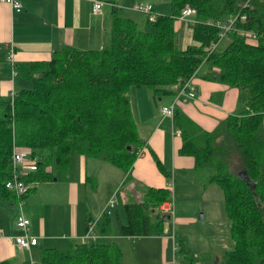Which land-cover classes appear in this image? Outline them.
Segmentation results:
<instances>
[{
    "label": "trees",
    "instance_id": "obj_1",
    "mask_svg": "<svg viewBox=\"0 0 264 264\" xmlns=\"http://www.w3.org/2000/svg\"><path fill=\"white\" fill-rule=\"evenodd\" d=\"M170 3L172 14H158L153 21L146 17L152 29L140 27L136 18L114 6L111 42L102 48L65 45L47 60H15L14 77L31 85L18 87L13 100L9 92L0 94V200L16 199L4 186L14 146L27 148L35 159L34 168L22 176L33 184H28L29 191L36 182L53 178L50 165L67 168L73 150L129 171L142 145L131 87L151 86L162 94L178 84L179 77L202 75L237 86L246 107L212 130L175 107L174 123L183 138L180 152L193 155L196 165L208 170L210 181L223 189L234 245L219 263L264 264V0ZM186 6L196 8L195 42L181 48L174 24ZM235 15L225 34L228 44L212 48L222 31L217 21L229 22ZM251 30L257 32L258 43L246 34ZM235 153L248 177L229 169ZM169 198L167 188H148L142 202L127 203L128 221L121 223V233H163L159 205ZM112 228L110 215L103 213L97 232L110 235ZM180 255L195 264L204 254L178 240L175 257ZM122 256L116 241L99 237L65 250L46 247L39 252L41 264H121Z\"/></svg>",
    "mask_w": 264,
    "mask_h": 264
},
{
    "label": "crops",
    "instance_id": "obj_2",
    "mask_svg": "<svg viewBox=\"0 0 264 264\" xmlns=\"http://www.w3.org/2000/svg\"><path fill=\"white\" fill-rule=\"evenodd\" d=\"M95 1L21 0V10H15L10 4L0 1V94L5 95L11 89H17L15 80L18 79L11 77L6 57L10 44L15 50V60H47L54 51L65 45L98 49L109 44L114 6L119 7L124 16L135 18L138 15L142 28L152 29L147 25V15L135 8L137 1L153 3L158 14H172L170 1L166 2L170 5V11L166 9V3L159 6L156 0H103L101 10L94 11ZM140 14L144 23L141 22ZM190 17L194 19L196 15ZM174 25L179 47L185 48L192 44L189 40L194 30L192 21L176 17ZM180 35L183 43L178 38ZM228 42L223 38L220 47L226 46ZM194 83L198 89L197 96L183 99L175 107H180L204 129H214L228 115L246 107L237 86L202 75H196ZM143 86L130 89L141 146L145 148L143 154L135 159L132 168L125 171L105 159L86 156L76 150L70 153L67 168L50 165L53 178L36 182L33 190L23 198V212L30 220L29 233L37 237L36 244L27 248L10 239V236L22 232L16 224L19 214L17 199L0 200V260H6L9 264H41L39 252L43 248L65 250L82 240H88L85 238L88 222L93 218L97 220L105 212L111 217L112 234L101 236L96 233L97 236L91 239L99 237L116 241L122 251L125 239L155 238L163 243L165 250L172 241L175 255L178 240L187 245L189 241L185 234L181 233L179 237L177 225L184 229L189 224L202 232L209 231L208 222L214 224L213 228L217 227L222 202L226 209L223 189L217 182L210 181L208 170L198 167L193 155L180 152L183 144L181 131L176 128L173 117L162 112L163 105L174 102L177 94L175 86L162 94H156L155 89L149 90ZM239 170L242 173L243 167ZM28 184L30 187L33 185ZM101 185L104 190L102 196L99 191ZM148 188H167L169 199L174 201L172 213L162 210V205L169 199L159 205V211L165 216L163 233L123 235L120 232L121 223L128 221L126 204L142 202ZM112 199H116L113 205L110 203ZM120 203L124 205L123 211ZM215 204L218 205L217 209ZM114 218L119 221L120 231L115 228ZM65 245L67 247H63ZM147 251L152 254L151 250ZM207 252L203 251L202 254Z\"/></svg>",
    "mask_w": 264,
    "mask_h": 264
},
{
    "label": "built area",
    "instance_id": "obj_3",
    "mask_svg": "<svg viewBox=\"0 0 264 264\" xmlns=\"http://www.w3.org/2000/svg\"><path fill=\"white\" fill-rule=\"evenodd\" d=\"M1 2H6L11 5L15 10H21L22 3L21 0H0ZM103 0H96L94 3V11H100L102 7ZM136 9L144 12L149 20L153 21L157 18L158 12L155 9V6L152 3H138L135 6ZM196 14V8L193 6H186L179 17L184 19H190L193 23L196 22V18L190 17L191 15ZM239 15V14H238ZM238 15H235L229 19V22L222 23L221 21H217V24L222 27V31L219 34V39L213 43L212 48H215L223 38H225V34L232 28V24L236 21ZM242 17H246V14H243ZM248 37L251 42L258 43L259 37L257 32L255 31H247ZM14 47L10 44L8 46L7 60L11 64V77L13 78L17 70L15 68V53ZM194 75L184 78H178V84L181 85V89L176 94L175 100L171 104H165L162 106V112L165 115H169L171 117L174 116L176 103L182 101L183 99H191L197 96L196 86L194 83ZM10 98L13 100L15 95V90L11 89L9 91ZM145 148L143 146L139 147L138 155L143 154ZM11 170L10 176L4 181V186L11 192H13L17 199V205L19 207V214L16 218L17 226L22 230V232L18 235L10 236V239L15 243L19 244L23 247H31L37 243V237L29 233V218L23 212V198L28 194L29 185L23 179V174L27 171H24V168L30 166L34 168L35 159L29 156V150L27 148H23L20 146H14L11 154ZM116 199H112L110 201L111 205L115 204ZM174 209V201L169 199L162 205V210L164 212L172 213ZM97 220H90L88 223V230L85 235V238L91 239L93 237L94 231L96 229ZM1 234V232H0ZM172 264H177L176 260L173 261Z\"/></svg>",
    "mask_w": 264,
    "mask_h": 264
},
{
    "label": "rangeland",
    "instance_id": "obj_4",
    "mask_svg": "<svg viewBox=\"0 0 264 264\" xmlns=\"http://www.w3.org/2000/svg\"><path fill=\"white\" fill-rule=\"evenodd\" d=\"M167 1L169 2L170 0H156L159 6H164ZM138 3H146V2L137 1L136 4ZM169 6L170 5L166 3V9H168V11H170ZM158 10L161 11V13L163 12V10L161 9H158ZM137 17H135L137 21H140L139 18ZM141 17H142L141 22L144 23V18L142 15ZM140 26H141V23H140ZM180 37L181 35L178 37L179 40H180ZM192 38H193V35H191L190 33L189 40H191V43L194 42V38L193 39ZM225 39L229 40V37L227 36L225 37ZM181 42L183 43L184 41H181ZM15 82H16L15 84L16 88L21 86L20 83H22V86L31 85V82L29 80H25V81L15 80ZM174 86L176 89L175 90L176 93H178L179 90L181 89V85L176 84ZM143 87L148 88L149 90L154 89L151 86H143ZM134 88H136V86H132V90ZM169 95H165L164 97H169ZM233 156L235 157L231 158L230 162L229 161L228 162H229V169H231L235 173V172L240 171L239 169L242 168V164L239 160L238 153H235ZM28 169H32V167L27 166V168H24V171H27ZM99 191L102 196L104 194L102 185ZM22 203L25 206L24 199ZM217 206L218 205L215 204L216 209H217ZM123 207L124 205L120 203V209L122 211H123ZM221 208H222V213L220 215V219L218 220L220 222L216 224L217 225L216 228H213L214 224H212L211 222H208L210 227H209V231L207 232H202L199 229H197L195 226H192L189 224L184 226V229L181 225H177V228L179 230V237H181V233L185 234V237H187V239L189 240L188 245L190 247H193L194 250H196L199 253V256H201L203 251H206V252L208 251L207 254L203 255L200 261L196 262L195 264H221V262L219 263V260L223 261L225 251L227 249L232 248L234 245V240L230 234L229 218L227 216L226 209H225L223 202H222ZM23 211L25 212L24 208H23ZM208 219H210V215L208 216ZM203 223L207 224V221L203 220ZM114 224H115V228L119 229L120 231L119 221L117 218H114ZM214 229L215 231H213ZM97 231L98 230L95 229L93 237L97 235L96 234L98 233ZM123 242H124L123 264H172L174 260H176L177 264H193L184 255H180L178 258H175L174 251H172V245H171L172 241L170 242L167 250H165V246L163 245V243L159 239H155V238L142 239L139 237H133V238L125 239ZM63 247H67V246L65 245ZM147 249L151 250L152 254H149ZM166 251H168V253H166ZM172 253H173V256H172ZM164 258H167V260L165 261Z\"/></svg>",
    "mask_w": 264,
    "mask_h": 264
},
{
    "label": "water",
    "instance_id": "obj_5",
    "mask_svg": "<svg viewBox=\"0 0 264 264\" xmlns=\"http://www.w3.org/2000/svg\"><path fill=\"white\" fill-rule=\"evenodd\" d=\"M196 91L198 92V89H196ZM241 176H247L248 177V174L246 172H244V173L242 172ZM163 218H165V216Z\"/></svg>",
    "mask_w": 264,
    "mask_h": 264
}]
</instances>
